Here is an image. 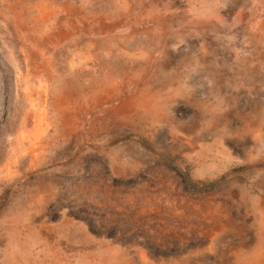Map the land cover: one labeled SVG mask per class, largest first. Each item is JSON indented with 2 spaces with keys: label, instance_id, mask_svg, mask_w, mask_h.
<instances>
[{
  "label": "rangeland",
  "instance_id": "obj_1",
  "mask_svg": "<svg viewBox=\"0 0 264 264\" xmlns=\"http://www.w3.org/2000/svg\"><path fill=\"white\" fill-rule=\"evenodd\" d=\"M0 264H264V0H0Z\"/></svg>",
  "mask_w": 264,
  "mask_h": 264
}]
</instances>
